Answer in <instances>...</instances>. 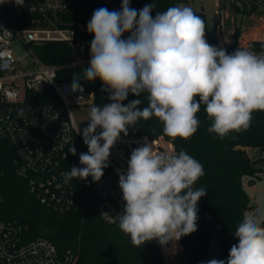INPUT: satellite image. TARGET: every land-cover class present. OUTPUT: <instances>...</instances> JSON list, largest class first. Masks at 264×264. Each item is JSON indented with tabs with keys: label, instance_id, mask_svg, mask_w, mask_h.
I'll return each instance as SVG.
<instances>
[{
	"label": "clouds",
	"instance_id": "9594fccd",
	"mask_svg": "<svg viewBox=\"0 0 264 264\" xmlns=\"http://www.w3.org/2000/svg\"><path fill=\"white\" fill-rule=\"evenodd\" d=\"M24 2L14 0L18 6ZM155 7L153 2L135 9L130 0H121L119 10L93 11L87 23L93 39L84 79H98L110 102L90 108L87 127L78 130L88 151L79 155L81 166L71 167L66 180L100 181L111 149L140 120L155 117L164 135L188 140L198 130L203 105L212 121L207 131L223 139L247 130L253 113L264 111V55L241 48L228 53L209 44L205 22L191 7L171 6L153 17ZM10 60L7 50L0 51V67ZM80 81L73 76L72 91L83 90ZM143 93L146 107H139L140 99L124 103L129 94ZM69 152L76 155L75 147ZM204 175L202 163L184 149L157 151L145 139L131 151L126 173L119 172L124 204L115 217L120 231L138 248L154 240L165 247L196 232L198 202L208 190L194 186ZM233 234L238 243L227 260L201 264H264L260 215H244Z\"/></svg>",
	"mask_w": 264,
	"mask_h": 264
},
{
	"label": "built area",
	"instance_id": "2783aa9c",
	"mask_svg": "<svg viewBox=\"0 0 264 264\" xmlns=\"http://www.w3.org/2000/svg\"><path fill=\"white\" fill-rule=\"evenodd\" d=\"M178 1V5L193 9L194 0ZM213 1L215 46L225 48L228 53L241 48L264 55V0ZM72 5L73 0H25L23 6L6 0L0 4V51L11 54L10 63L0 67V142L8 143L13 150L16 173L27 181L30 192L43 206L60 215L71 211L77 199L73 179L65 177L72 167L69 148L76 149L78 139L88 151L82 134L78 133L80 127L74 110L93 106L94 95L82 83V91H72V81H59L60 68L44 64L34 47L65 42L73 49V61L67 67L89 63L85 57L86 42L79 37L86 18L79 12L71 21ZM17 43L27 50L23 57L15 55L12 46ZM253 43H260L263 48L254 50ZM26 58L30 62L22 67L20 63ZM48 88L55 92L59 103L29 101V92L42 93ZM145 139L157 151L177 152L175 144L164 136H121L111 149L104 175L93 188L98 199L97 213L107 225L118 224L115 216L123 210L119 172L126 173L131 151ZM247 152L252 161L262 160L264 174V151L247 149ZM2 199L0 193V202ZM152 242L161 252L164 264L175 263L169 249L175 247L180 254L179 241L165 247L158 241ZM76 263L77 256L70 251L60 254L47 238L26 241L24 229L17 221H0V264Z\"/></svg>",
	"mask_w": 264,
	"mask_h": 264
},
{
	"label": "trees",
	"instance_id": "16d2710c",
	"mask_svg": "<svg viewBox=\"0 0 264 264\" xmlns=\"http://www.w3.org/2000/svg\"><path fill=\"white\" fill-rule=\"evenodd\" d=\"M112 9L102 0H73L72 19L82 12L85 15L84 30L79 37L86 42L85 57L90 59V43L93 36L87 32V23L93 11L100 7ZM155 3L152 13L163 12L168 7L177 6L178 0H130V7L141 9L145 4ZM199 15L206 25V39L214 45L213 37L208 33L206 16ZM128 34H125L127 36ZM240 31H237V37ZM263 48L260 43H253L252 49ZM36 56L46 65L59 67L58 80L72 81L73 76L80 78L86 90L94 95L93 106L109 103L108 93L102 91V84L97 79L89 82L84 79L87 65L67 67L73 61V49L65 42H49L34 47ZM29 101L41 104H57L59 98L51 89L42 93H28ZM140 99L142 109L148 105L147 93L136 97L129 94L125 104ZM200 121L197 132L188 140L179 137L173 139L163 133V125L155 118L140 120L135 127H129L127 136H164L175 144L177 152L181 149L200 161L205 175L195 184V188H205L207 195L198 202L197 231L182 237L179 242L184 260L180 264H201L206 262L209 248V231L213 221L221 227L220 241L222 257L227 260L229 250L238 243L234 231L242 222L244 213L250 209L251 201L243 189V179L248 178L253 184L263 174L262 160L252 161L247 149L264 151V111L253 113L251 126L247 130L231 132L223 139L209 133L207 129L212 121L207 117L203 105L197 113ZM121 136H124L121 134ZM76 155L70 160L72 167H80L79 155L87 153L78 139ZM14 153L8 143L0 142V221H17L24 229V239L31 241L37 237L50 240L60 254L68 251L77 256L76 264H164L161 252L153 242L135 247L130 237L120 231L118 224L103 223L97 213L98 199L94 193L92 178L87 180L73 178L77 199L75 206L65 215H60L45 206L30 192L27 181L19 177L13 165ZM179 258V257H178Z\"/></svg>",
	"mask_w": 264,
	"mask_h": 264
},
{
	"label": "rangeland",
	"instance_id": "374dc122",
	"mask_svg": "<svg viewBox=\"0 0 264 264\" xmlns=\"http://www.w3.org/2000/svg\"><path fill=\"white\" fill-rule=\"evenodd\" d=\"M193 9L196 11H202L204 15L206 16V22L208 26V33L211 35V37L215 34V19H214V10H215V4L213 0H194V4L192 5ZM15 55L17 57H23L27 50L22 44H14L12 46ZM30 62L29 58L24 59L20 64L21 66H26ZM92 107V106H91ZM86 108L83 111L80 110H74L75 117L78 122V125L81 129L87 127V124L89 122V112L90 108ZM257 153V152H256ZM254 155L255 153H252ZM243 189L247 193L252 206V209L246 211L244 215L247 214H258L261 216L262 219H264V175L257 179L253 184L249 182L248 178H244L243 182ZM180 254L176 252V248H170L169 254L171 256V260L175 262L174 264H180L182 260H184L183 254ZM179 255V256H178ZM179 257V258H178Z\"/></svg>",
	"mask_w": 264,
	"mask_h": 264
},
{
	"label": "water",
	"instance_id": "95a60500",
	"mask_svg": "<svg viewBox=\"0 0 264 264\" xmlns=\"http://www.w3.org/2000/svg\"><path fill=\"white\" fill-rule=\"evenodd\" d=\"M112 9H117L119 6V2L115 0H102ZM222 232V227L220 223L215 220L213 221L210 231H209V248L206 253V262L210 259H223L222 257V247L220 241V234Z\"/></svg>",
	"mask_w": 264,
	"mask_h": 264
}]
</instances>
